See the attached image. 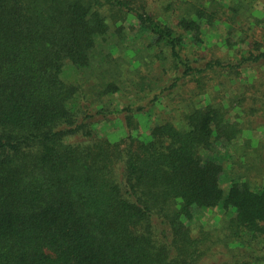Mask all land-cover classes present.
<instances>
[{"label":"trees","instance_id":"16d2710c","mask_svg":"<svg viewBox=\"0 0 264 264\" xmlns=\"http://www.w3.org/2000/svg\"><path fill=\"white\" fill-rule=\"evenodd\" d=\"M254 2L0 0V264H264Z\"/></svg>","mask_w":264,"mask_h":264},{"label":"rangeland","instance_id":"374dc122","mask_svg":"<svg viewBox=\"0 0 264 264\" xmlns=\"http://www.w3.org/2000/svg\"><path fill=\"white\" fill-rule=\"evenodd\" d=\"M246 18L249 20V23L253 22L255 18H259L264 20V0H255L254 2V6L251 8L250 12L248 13V15L246 16ZM133 22V21H132ZM247 22V26L246 28L247 31L245 32V38H249L247 39L246 42H241L240 44H236L233 46V50H245L248 48L249 40L252 39H257L259 40V42H263L264 43V21L262 23H260V25H256V32L255 35L253 33L252 30L254 29H250V24ZM130 24V23H129ZM136 24V23H135ZM233 26L234 28H236L234 30V33L232 34V37L235 39L238 38L239 36V32H237L238 28L241 26L240 23V19L237 21L236 27L234 25H232L231 23L228 22H219L216 26H211V27H207L204 26L203 27V32L206 36V40L204 41L203 45H202V50H204V52L207 55L210 54H216L222 57H225L227 55H233V51L231 48H229V46L226 43V38L229 36L228 32H229V28ZM127 32L128 35L132 36L135 32H137L136 28L133 29L131 28H127ZM257 33V34H256ZM261 68H264L263 66ZM259 74V71L256 69H252V68H244L242 71V78L245 80H249L252 81L254 78H256ZM227 80H230L227 78ZM230 82V81H229ZM234 86L237 87V85L240 87L239 82L240 81H231ZM160 110L163 111V106L162 104L159 103ZM155 116H150V115H145L142 114L140 115V122L142 125V129L148 133L149 132V128L150 126H152V124L154 123V118ZM163 115L159 114L157 116L156 119L162 118ZM111 128L109 127V125H103L100 127V131L104 134L107 131H109ZM109 133V132H108ZM249 136L252 138L254 144H257L260 141L264 140V131L261 128H258L256 130H251L250 132H248ZM210 153V152H209ZM208 154V151L205 153ZM230 180L225 176L222 175V183L225 187L229 186ZM263 184V188H264V182ZM234 209V208H233ZM229 211H226L222 206H218L215 207L213 209L204 211V212H199L196 211V216H199L200 218H202L203 221H206L208 218L212 219L213 221H218L219 219H222V217L225 215V213H227Z\"/></svg>","mask_w":264,"mask_h":264}]
</instances>
